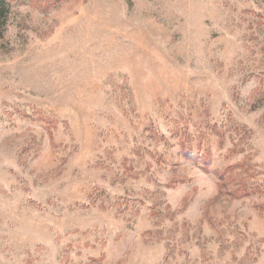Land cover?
<instances>
[{"label":"rangeland","instance_id":"rangeland-1","mask_svg":"<svg viewBox=\"0 0 264 264\" xmlns=\"http://www.w3.org/2000/svg\"><path fill=\"white\" fill-rule=\"evenodd\" d=\"M0 264H264V0H0Z\"/></svg>","mask_w":264,"mask_h":264}]
</instances>
